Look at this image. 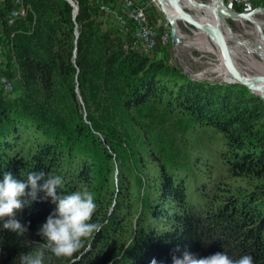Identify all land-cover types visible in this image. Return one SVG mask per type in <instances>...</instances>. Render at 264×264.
<instances>
[{
	"label": "trees",
	"instance_id": "16d2710c",
	"mask_svg": "<svg viewBox=\"0 0 264 264\" xmlns=\"http://www.w3.org/2000/svg\"><path fill=\"white\" fill-rule=\"evenodd\" d=\"M106 1L77 0L74 19L67 0H23L26 16L10 23L18 6L0 0V45L21 86L11 98L0 84V181L60 175L57 193L87 188L104 225L44 264H173L184 250L264 264V100L133 48L131 26L104 25ZM44 196L16 211L24 236L0 218V264L44 242L56 207Z\"/></svg>",
	"mask_w": 264,
	"mask_h": 264
},
{
	"label": "clouds",
	"instance_id": "9594fccd",
	"mask_svg": "<svg viewBox=\"0 0 264 264\" xmlns=\"http://www.w3.org/2000/svg\"><path fill=\"white\" fill-rule=\"evenodd\" d=\"M40 181L43 182L38 183ZM63 183L60 175H50L43 170L29 171L25 181L14 178L11 172L4 173L3 180L0 181V218L8 217L3 223L4 229L17 236H24L28 226L15 218L16 211L37 200L39 192L45 194L42 199L51 197L56 205L38 231L44 242L39 243V248L34 252L20 253V264H44L45 252L56 257L71 256L82 247L83 238L102 230L103 224L92 222L97 208L93 194L83 187L58 194L57 189L63 190ZM174 251L181 252V249L177 246ZM120 255H123V251ZM119 258L120 256H116V260ZM172 260L173 264H254L253 257L248 254L233 259L226 252H216L197 259L187 250L181 256L174 254ZM151 264H157L155 258Z\"/></svg>",
	"mask_w": 264,
	"mask_h": 264
},
{
	"label": "rangeland",
	"instance_id": "374dc122",
	"mask_svg": "<svg viewBox=\"0 0 264 264\" xmlns=\"http://www.w3.org/2000/svg\"><path fill=\"white\" fill-rule=\"evenodd\" d=\"M68 1V0H67ZM75 3L78 6V11L75 12L73 9V18L74 15H78L79 13V5L77 0H74ZM98 3H100L101 0H97ZM139 1V0H136ZM145 2H148V9L150 10V16L145 17L150 20L151 24L146 23V29L151 32V34L146 35L148 38L146 39V36H144L145 39H141L140 36H137V33L139 32V26L138 22L135 19L129 18L125 14V2L124 0H108L106 1V4L101 5V9L105 11V13L112 14L111 16H114L112 19H104V14L101 15V19L105 22L104 25L107 26L111 22L114 24H118L119 26L124 28H128L127 25L133 28V45L132 47L145 53L149 54L151 58L154 59H161L164 60L170 64H178L180 67L184 70V66L188 67L192 70V72L195 73H200V72H207L206 74L210 78L217 77L218 75H221L222 77L226 78V74L224 73V69L226 67L224 64H222V61L220 57L215 53V52H210V51H205L204 49L200 48H193L192 51H188L185 49H181V46L177 48L179 51L177 52L176 47L174 45V41L172 39L171 35V30H170V25L162 12L159 4L157 3L156 0H142ZM201 2H209V0H198ZM252 2V6L257 7V6H264V0H250ZM69 2V1H68ZM226 4L235 9L234 6L237 5V2L235 0H225ZM21 3V1H20ZM70 3V2H69ZM71 4V3H70ZM109 4V5H108ZM16 9H22L23 8V2L22 4L16 3L15 4ZM22 5V7H21ZM72 5V4H71ZM73 6V5H72ZM74 7V6H73ZM115 10H114V9ZM15 9V8H13ZM236 10V9H235ZM250 9H245L243 11H247ZM19 11V10H18ZM237 11V10H236ZM241 12V11H239ZM105 17H107L105 15ZM258 18L262 21H264V13L258 15ZM154 20H158V22H154ZM160 20V21H159ZM230 23V27L234 30V33L241 35L242 37L245 38H251L250 36L245 35V29L242 27L241 23L238 20L234 19H228ZM112 23V24H113ZM247 24V28L250 27V23L245 22ZM166 24V25H165ZM168 24V25H167ZM178 27L181 31V33L188 35L190 38H193V34H196L197 32H193L192 27L189 25H186L183 21L178 22ZM2 30V22L0 20V31ZM78 32V31H77ZM76 32V35H77ZM168 34L169 37L166 42H163L162 36L165 34ZM139 37V39H138ZM184 45V44H183ZM130 45L125 44L124 47L128 49ZM2 45H0V60L3 62L0 65V72H2V75L0 74V84L2 83L1 77L5 76L9 80H12V84L14 86L13 91H8L6 92L11 98L17 97L21 94V89H20V83H19V69L15 63L10 60L11 62H7L8 58L5 56L4 51L2 49ZM147 50V51H146ZM7 55V54H6ZM255 58L258 61H263L259 60V57L255 55ZM9 64V65H8ZM238 64L240 69H243V66L240 61H238ZM227 72V71H226ZM244 72V71H243ZM247 72V71H246ZM244 72V73H246ZM203 74V73H201ZM248 74V73H246ZM215 81H221L224 82V79L221 77L215 78ZM144 195H142L143 197ZM113 206H111L112 208ZM96 254H97V249H95Z\"/></svg>",
	"mask_w": 264,
	"mask_h": 264
},
{
	"label": "water",
	"instance_id": "95a60500",
	"mask_svg": "<svg viewBox=\"0 0 264 264\" xmlns=\"http://www.w3.org/2000/svg\"><path fill=\"white\" fill-rule=\"evenodd\" d=\"M73 6L74 11H78V6L74 0H68ZM159 4L162 12L164 13L171 30L172 39L174 41V45L176 49L180 44H183V38L180 36V29L178 27V22L183 21L193 28L200 30L203 32L209 41L215 40L213 45L218 44L220 53L223 58V63L227 68L229 74L233 77L234 80H224L225 83H234L241 84L246 86L252 93L259 95L264 100V73H255L250 77H246L242 74L233 59L230 46L228 44V36L227 32H232L228 19H237V18H246L250 19L252 15L264 12V6L254 7L251 10L247 11H236L235 9L229 7L225 0H212L213 6L212 9L215 13L217 21L215 24L212 22H201L197 20L192 12L195 10L189 9L184 6L183 0H156ZM192 5L197 6L198 4L202 6L208 5V2H201L198 0H189ZM168 6L173 8L175 14H171ZM76 18V15H74ZM78 36V32H77ZM261 39L264 40V34H262ZM259 49L257 53L264 59V51L261 48V44L258 45ZM182 50V49H180ZM179 51L178 49L176 50ZM192 51V50H191ZM184 70L188 73L192 78L197 79H205V80H215L217 77H221L218 75L217 77L210 78L208 75H201L200 73L192 72V70L188 67L184 66Z\"/></svg>",
	"mask_w": 264,
	"mask_h": 264
},
{
	"label": "bare ground",
	"instance_id": "6f19581e",
	"mask_svg": "<svg viewBox=\"0 0 264 264\" xmlns=\"http://www.w3.org/2000/svg\"><path fill=\"white\" fill-rule=\"evenodd\" d=\"M183 4L189 9L195 10L192 13L194 14L197 20H200L201 22H212L213 24L216 23L217 18L212 9L213 6L212 0H209L208 5L206 6H202L200 4L194 6L189 0H183ZM168 8L171 14H175L173 8H171L170 6H168ZM263 13L264 12L254 14L250 19H246V18L234 19V20H238L241 23L242 27L245 29L244 32L245 35L250 36L251 38L249 37L245 38L239 34L234 33V30L231 27L230 28L232 32H227L228 44L230 46L234 62L238 70L246 77H250L255 73H260V72L264 73V59L261 58V56L257 53L259 49L258 46L259 44H261V48L264 51V40L261 39L262 34H264V21L258 18V15ZM245 22L250 23L249 28H247V24ZM185 24L189 25L187 23ZM180 36L183 38V42H184L183 43L184 45L180 44L181 49L191 51L193 48H198V49L202 48L205 51L215 52L220 57L222 64H224L218 44L213 45V43H215V40L209 41L207 36L200 30L197 31L196 34H193V38H190L188 35L181 33V31H180ZM180 46H178V48ZM255 55L259 57V60H263V61H258L255 58ZM238 61L241 62L243 69H240L239 67L240 64H238ZM243 71L244 72L247 71L246 73L248 74L244 73ZM201 73H203L201 74L203 76L207 75L206 74L207 72L205 71ZM224 73L226 74V78L220 75L221 78H223L224 80H234L233 77L229 74L227 68L224 69Z\"/></svg>",
	"mask_w": 264,
	"mask_h": 264
},
{
	"label": "built area",
	"instance_id": "2783aa9c",
	"mask_svg": "<svg viewBox=\"0 0 264 264\" xmlns=\"http://www.w3.org/2000/svg\"><path fill=\"white\" fill-rule=\"evenodd\" d=\"M2 2H6V0H1ZM12 3L16 4H22L23 0H10ZM21 1V3H20ZM231 1V0H230ZM237 2V4L239 5H243L245 7V9H251L252 8V2L250 0H235ZM124 4L126 6L125 9V14L131 18V19H135L138 22V26H139V32L137 33V36L139 35L141 39H145L144 36L146 35H150L151 32H149L146 29V23L151 24L150 20L147 19L145 17L146 16H150V10L148 9V2L139 0H124ZM22 7V5H21ZM19 10V11H18ZM27 14V9L25 6H23L22 9H12L11 13L9 14V22L12 23L13 21H15L16 18L18 17H24ZM160 21V20H159ZM154 22H158V20H154ZM166 25V24H165ZM168 25V24H167ZM169 35L166 33L165 35L162 36L163 38V42H166L168 39ZM148 37L146 36V39ZM139 39V37H138ZM147 51V50H146ZM1 85H3L6 90H13L14 86L12 84V80H9L8 78H6L5 76L1 77Z\"/></svg>",
	"mask_w": 264,
	"mask_h": 264
},
{
	"label": "flooded vegetation",
	"instance_id": "af4514ba",
	"mask_svg": "<svg viewBox=\"0 0 264 264\" xmlns=\"http://www.w3.org/2000/svg\"><path fill=\"white\" fill-rule=\"evenodd\" d=\"M238 5H239V4H238ZM241 6H243V5H241ZM257 7H258V6H257ZM251 9H253V6H252ZM251 9H250V10H251ZM192 29H193V32H197V31H198V29H196V28H193V27H192Z\"/></svg>",
	"mask_w": 264,
	"mask_h": 264
}]
</instances>
